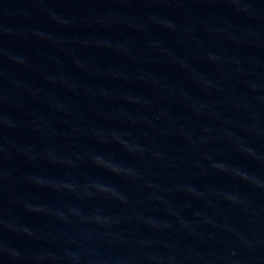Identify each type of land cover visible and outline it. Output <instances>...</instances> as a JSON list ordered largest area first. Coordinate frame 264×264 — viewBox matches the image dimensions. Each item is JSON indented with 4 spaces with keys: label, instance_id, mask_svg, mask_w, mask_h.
<instances>
[{
    "label": "water",
    "instance_id": "water-1",
    "mask_svg": "<svg viewBox=\"0 0 264 264\" xmlns=\"http://www.w3.org/2000/svg\"><path fill=\"white\" fill-rule=\"evenodd\" d=\"M0 264H264V0H0Z\"/></svg>",
    "mask_w": 264,
    "mask_h": 264
}]
</instances>
